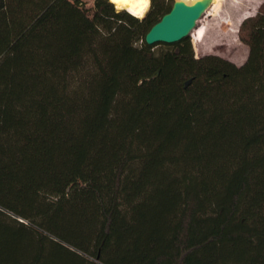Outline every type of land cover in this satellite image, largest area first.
Wrapping results in <instances>:
<instances>
[{
    "label": "trees",
    "instance_id": "16d2710c",
    "mask_svg": "<svg viewBox=\"0 0 264 264\" xmlns=\"http://www.w3.org/2000/svg\"><path fill=\"white\" fill-rule=\"evenodd\" d=\"M173 3L0 0V264H264V2L240 66Z\"/></svg>",
    "mask_w": 264,
    "mask_h": 264
},
{
    "label": "rangeland",
    "instance_id": "374dc122",
    "mask_svg": "<svg viewBox=\"0 0 264 264\" xmlns=\"http://www.w3.org/2000/svg\"><path fill=\"white\" fill-rule=\"evenodd\" d=\"M263 2L215 0L189 36L195 56L218 55L238 66L242 65L248 57L249 47L240 38V25L245 18L256 14ZM160 43L157 49L172 45Z\"/></svg>",
    "mask_w": 264,
    "mask_h": 264
},
{
    "label": "water",
    "instance_id": "95a60500",
    "mask_svg": "<svg viewBox=\"0 0 264 264\" xmlns=\"http://www.w3.org/2000/svg\"><path fill=\"white\" fill-rule=\"evenodd\" d=\"M212 2L213 0H196L189 4L185 0H174L171 10L147 32L146 42L173 44L189 37L197 21L206 13Z\"/></svg>",
    "mask_w": 264,
    "mask_h": 264
},
{
    "label": "bare ground",
    "instance_id": "6f19581e",
    "mask_svg": "<svg viewBox=\"0 0 264 264\" xmlns=\"http://www.w3.org/2000/svg\"><path fill=\"white\" fill-rule=\"evenodd\" d=\"M111 1L116 5V7L118 9L129 10L130 12H132L134 15H136L138 17H143L146 14V12L149 10L150 4H151V0H147L146 5L144 3V0H115V2H114V0H111ZM185 1L189 4H192L196 0H185ZM213 2H215V0H213ZM213 2H212V4H213Z\"/></svg>",
    "mask_w": 264,
    "mask_h": 264
},
{
    "label": "snow or ice",
    "instance_id": "6c2138e0",
    "mask_svg": "<svg viewBox=\"0 0 264 264\" xmlns=\"http://www.w3.org/2000/svg\"><path fill=\"white\" fill-rule=\"evenodd\" d=\"M114 2H115V0H114ZM144 3H145V5H146V3H147V0H144Z\"/></svg>",
    "mask_w": 264,
    "mask_h": 264
}]
</instances>
